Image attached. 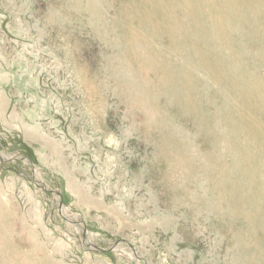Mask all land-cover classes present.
<instances>
[{"label": "rangeland", "instance_id": "rangeland-1", "mask_svg": "<svg viewBox=\"0 0 264 264\" xmlns=\"http://www.w3.org/2000/svg\"><path fill=\"white\" fill-rule=\"evenodd\" d=\"M170 1L0 0V264H264V186L246 207L208 193L237 154L220 129L225 82L192 75L222 140L208 147L181 73L218 56L251 77L240 93L259 108L260 39L226 31L207 0ZM161 77L164 95L134 109L128 96L157 94Z\"/></svg>", "mask_w": 264, "mask_h": 264}, {"label": "bare ground", "instance_id": "bare-ground-1", "mask_svg": "<svg viewBox=\"0 0 264 264\" xmlns=\"http://www.w3.org/2000/svg\"><path fill=\"white\" fill-rule=\"evenodd\" d=\"M185 2L188 6L189 12L190 10L198 9V5L194 4L195 2H193V0L191 2L189 0H186ZM206 2L207 3L204 6H207V8L212 11L210 12L212 13V15L219 14L221 16L218 19V22L222 20L225 21V24L227 25V27L225 28L226 31H230L236 34H243L246 35V37H258L260 39V45L262 48V52L260 54H262V59H264V6L260 5V0H207ZM170 3H172L170 4L171 7H177L175 1L171 0ZM162 6L164 7L165 5L162 3ZM189 12L188 18L190 21ZM94 19L97 20L96 17H94ZM173 31L175 32V34H177L176 29H168V32L171 36H174ZM189 51L193 52L197 56L200 54V48L197 47L196 41H193V43L191 44L189 43ZM131 56L135 57V61L130 64L134 68H136L137 65L138 67L141 66L147 68L149 72L155 70L150 67V65H142V61L144 58H142L140 54L139 56H137L136 54H133ZM202 61L204 60L202 59L201 61L196 62L195 67L198 68L192 71L191 75L189 67L193 66L194 64L192 65L190 63V58L187 60V63H185V65L183 66L185 70L181 72L183 73L182 79L184 80V83L186 85L189 84L188 81L190 82V101L186 98L182 107L186 110L187 113H192L191 118H195L201 127V124L205 123V126L203 125L202 128V140L208 145V147H211L212 145H218L220 142H222L220 137L217 134L212 133L211 130L207 131L208 129L206 128V126L208 127V121L206 120L204 111L201 109L203 96L200 97V93L198 94V92H200L202 88H200L198 83H195L191 80L193 74L196 76V73L202 72L204 76L209 80L221 79L225 82V88L223 87L225 92L223 91V93L226 95L227 99H225L226 102L224 103V105H221V108L218 109L221 113V116L219 118L222 123L221 127H219L224 131V133L228 134L230 142L234 146V150L237 152V154H235L232 159V161L235 160L234 167L230 166V164H228L227 166L221 164L220 167L216 168L219 177L216 175V171L214 172V175L217 179H220L221 182H214L212 189L209 190L208 193H210L211 196H213L212 193H215V196H217V198L215 199L219 200L220 202L222 201V199H230L231 201H233V205L238 203V205H245L246 207V205L248 206L249 202L252 200V196H249V193H253L250 192V186L252 184L254 186L256 184L264 186V104L261 105L262 108H258L256 103H253L251 99L245 97L243 94L240 93V90H242L243 88H248V91L253 92V89L251 88L252 81H248L251 79V77H248L246 75L245 77L242 76V78H240L241 75H238L237 73L234 75L230 74L231 71L229 72V70H235V68L231 69L230 65H228L229 68H227L226 70L224 69V67L221 68L220 62L222 61L218 56L215 58L211 66H208ZM245 73L250 74L247 72ZM172 77L173 76L168 77L167 80H172ZM144 81H147V78ZM158 83L159 90L157 94H152L150 92L147 93L145 85H139V93L136 92L132 94V96H128V100H130V103L131 101L135 103H132L134 109H138L141 111L142 107L140 105V102H138L139 100L143 101V99L146 98V103H151L153 100L156 99V96L160 94L164 95V79L161 77L160 82ZM162 84L164 85V88ZM167 88L168 94L165 91V95L167 97H170L171 99L173 98L174 100V95L177 94L175 93L174 89H170L169 86H167ZM219 88L221 90L222 86L220 85ZM184 95L187 96V89H184ZM149 118L150 117H148V119ZM150 121L153 123L154 127L162 134L158 126H164L163 121L158 117L155 121ZM143 125L145 126V124ZM240 139H243L250 147V149H252L260 157L253 158V152L249 148L241 147V145L239 144ZM173 142L174 141L170 139L167 140V143L170 145H174ZM163 158L164 156H162V160ZM212 159L213 156L211 155V153H206V161L208 164H211L210 162H212ZM189 166L191 172L192 167L191 165ZM209 172L210 170L207 172L208 177H214ZM224 180L228 181L226 184L229 186L223 184ZM244 187H247L248 191H245ZM217 189L229 191L230 193H218ZM253 198L256 199L255 194H253ZM3 263L5 264V262Z\"/></svg>", "mask_w": 264, "mask_h": 264}]
</instances>
